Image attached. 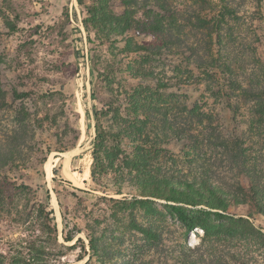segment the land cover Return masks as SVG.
I'll return each instance as SVG.
<instances>
[{"label": "rangeland", "instance_id": "rangeland-1", "mask_svg": "<svg viewBox=\"0 0 264 264\" xmlns=\"http://www.w3.org/2000/svg\"><path fill=\"white\" fill-rule=\"evenodd\" d=\"M95 1L81 0L80 5L77 0H0V153L7 160L13 153L12 161L0 168L4 190L0 261L3 264H101L89 247L88 236H93L101 248L111 251L110 260L104 264L125 261L180 264L181 252L200 246L204 233L200 227L185 229L173 208L191 215L212 208L213 213L248 219L264 235V216L252 207L248 193H243L241 200L231 199L225 204L211 194L209 199L192 196L184 202L182 196H171L175 199L169 200L141 197L125 182L118 191L119 179L113 170L93 181L94 111L106 110L108 107L103 106L111 103L114 106L107 110L116 108L119 116L124 115V105L119 100L125 91L139 85L138 80L132 81L127 67L131 64L138 71L139 64L135 62L141 58L125 52L121 40L135 34L134 42L140 45L156 42L149 34L133 30L119 37L114 46L99 43L92 30H86L83 25L88 17L84 7ZM104 2L109 7L107 13L121 15L125 11L120 0ZM138 2L145 9L137 11V19L143 18L146 8L158 11L154 9L155 0ZM170 3L179 14L193 10L189 0H170ZM235 5L238 16L233 27L235 43H229L225 51L241 67L252 68L257 59L264 62V0H236ZM186 30H193L200 38V30L190 27ZM258 38L261 44H257ZM151 63L158 77L162 72L168 78L175 76L172 68L175 62L160 58ZM183 94L188 97L189 106L199 101L204 112L214 116L212 128L220 125L225 134L236 133L246 140L250 166L253 164L257 171L264 172V136H261L264 131L259 134L254 125L249 129L251 116L244 109L234 116L224 106L207 102L201 86H190ZM114 112L104 115L102 125L117 131L123 124L114 119ZM19 129L23 131L18 133L20 137L11 141L10 132ZM184 146V142L169 139L166 149L179 162L172 169L164 162L161 167L165 172H156L157 176L179 173L192 178L195 175L197 169L182 167L179 160ZM122 149L127 154L133 152L127 141L122 143ZM204 158L213 163L212 171L227 182L232 181L235 169L219 160V151L207 153ZM120 161L119 157L115 164L121 166ZM238 181L249 189V180ZM222 188L218 186L221 192L231 195L236 192L234 188ZM134 199L143 203L134 204ZM50 209L53 222L46 217ZM213 220L214 225L225 222ZM142 229L152 230L157 240H150ZM66 236L73 237L72 241L66 242ZM211 244L207 245L208 252L224 256L228 261V256L240 253L244 264H264V240H221L212 248Z\"/></svg>", "mask_w": 264, "mask_h": 264}, {"label": "trees", "instance_id": "trees-1", "mask_svg": "<svg viewBox=\"0 0 264 264\" xmlns=\"http://www.w3.org/2000/svg\"><path fill=\"white\" fill-rule=\"evenodd\" d=\"M155 1L154 9L159 12L146 8L142 19L136 18L137 11L145 9L138 0H120L125 8L121 15L107 13L109 7L104 0H96L91 6L84 7L88 16L83 22L84 28L88 31L91 29L99 43L107 42L114 46L119 37L133 30L139 34L147 33L156 41L148 46L140 45L134 42L135 34L121 40L125 52L141 58L135 62L139 64L138 71H134L131 64L127 67L132 81L138 80L139 85L129 92L125 91L123 99L119 100L124 105V115L119 116V109L116 108V112L107 110L114 106L111 103L103 106L108 107L106 110L94 111L93 181L105 176L108 170H113L119 179L116 181L118 191H121L125 182L134 187L141 197L169 200L175 199L171 196H182L184 202L192 196L195 199H209L211 194L225 204L231 199L241 200L243 193H248L252 207L264 216V172L257 171L253 164L250 166L246 140L236 133L226 131L225 134L220 125L212 128L214 116L204 112L199 101L189 106L186 102L188 97L183 94L190 86H201L207 102L211 100L213 105L224 106L234 116L244 109L251 116L249 129L254 125L260 131L259 134L264 131V62L257 59L255 67L244 68L225 51L229 43H235L233 27L238 20L236 0H189L193 10L190 12L186 9L182 14L171 7L170 0ZM77 3L81 5V0H77ZM192 19L195 21L192 22ZM189 27L195 31L200 30V38L194 35L193 30L187 31ZM257 44H261L260 38ZM160 58L176 63V66H172L174 77L168 78L166 72H162L160 77L154 73L151 62ZM172 89L175 92L169 93ZM112 95L117 102L118 99ZM112 112L114 119L123 124L120 130L114 131L112 126L102 125L104 115ZM19 132L23 131L19 129L10 132L11 141L20 137ZM169 139L185 143L179 160L182 167L197 169L192 178L180 176L179 173L156 175V172H165L161 167L164 162L171 169L179 162L166 149ZM124 141L131 145L133 152L127 154L122 149ZM218 151L219 160L235 169L231 182L216 174L215 170L212 171V162L204 158L207 153ZM9 156L12 157L13 153ZM11 157L7 160L0 153V168L10 163ZM119 157L121 166L115 164ZM239 178L249 180L248 190L240 185ZM219 185L222 189L234 188L236 192L233 195L221 192ZM3 194L0 181V212L4 206ZM133 201L134 204L143 203L141 200ZM209 209H200L191 215L193 213L173 208L185 229L200 227L204 233L200 246L181 252L180 264H244L240 253L228 256L230 262L224 256L208 252L207 245L209 247L210 243L237 239L263 242L264 235L248 219L213 213L212 208ZM46 217L53 222V210L46 212ZM213 219L225 222H216L214 225L215 222H211ZM141 231L150 240H157L152 230ZM72 239L66 236L65 241L71 242ZM88 239L93 257L101 261V264L110 260V249L101 248L96 237L88 236ZM0 264L3 262L0 261ZM122 264L130 263L125 261Z\"/></svg>", "mask_w": 264, "mask_h": 264}, {"label": "bare ground", "instance_id": "bare-ground-1", "mask_svg": "<svg viewBox=\"0 0 264 264\" xmlns=\"http://www.w3.org/2000/svg\"><path fill=\"white\" fill-rule=\"evenodd\" d=\"M47 173L50 174L49 171Z\"/></svg>", "mask_w": 264, "mask_h": 264}]
</instances>
